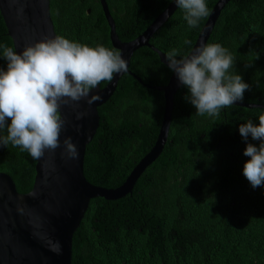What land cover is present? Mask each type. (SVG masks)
Segmentation results:
<instances>
[{"label": "trees", "instance_id": "obj_1", "mask_svg": "<svg viewBox=\"0 0 264 264\" xmlns=\"http://www.w3.org/2000/svg\"><path fill=\"white\" fill-rule=\"evenodd\" d=\"M171 1L105 0L122 42L139 36ZM217 1L206 0L210 12ZM49 7L56 35L112 48L98 0H50ZM207 19L189 28L178 7L149 44L165 55L173 49L188 55ZM208 43L221 44L235 57L233 71L250 85L242 102L264 105V0H230ZM3 46L13 48L0 15V69L6 70ZM128 69L150 87L166 85L171 75L147 47L133 53ZM148 86L124 74L111 98L98 108L99 127L86 147L83 165L90 184L119 187L154 145L164 102L163 94ZM187 95L181 86L164 149L132 193L115 201L91 200L73 235L71 264H264V185L253 188L243 169L198 170L189 163L180 170L179 163L204 159L203 148L212 140L215 125L222 128L228 120L226 134L233 137L240 121L259 123L264 109L231 106L211 122L207 115L193 116ZM35 164L27 151L0 146V172L11 177L19 194L31 191Z\"/></svg>", "mask_w": 264, "mask_h": 264}, {"label": "water", "instance_id": "obj_2", "mask_svg": "<svg viewBox=\"0 0 264 264\" xmlns=\"http://www.w3.org/2000/svg\"><path fill=\"white\" fill-rule=\"evenodd\" d=\"M98 1L109 28L110 44L122 52L128 68L133 53L147 47L169 69L166 55L150 45L149 40L177 10L173 0L139 36L129 42L119 40L105 0ZM229 1H217L189 54L200 44H207L222 9ZM49 4L50 0H0V15L14 51L20 53L30 44L56 36ZM21 8L22 14L18 11ZM170 71L171 76L166 85L148 86L161 92L164 99L156 141L119 187L106 189L90 184L84 176L83 165L86 147L99 127L98 108L111 98L117 82L124 74L133 76L129 69L114 74V78L104 88L98 85L92 89L90 95L101 97L92 105L89 106L84 100L78 105L75 102L62 105L61 114L65 125L60 134L61 146L54 152L46 151L42 159H36L34 182L29 193L19 194L11 177L0 172V264H71L73 235L91 200L102 198L115 201L130 195L146 168L161 155L168 138L174 98L182 86L176 74ZM136 80L141 83L140 79ZM234 105L240 104L234 102ZM81 112L85 115L77 119V114ZM66 137H71L77 147L78 157L75 159L70 158L65 151L63 141ZM57 242L60 245L59 253L51 250L52 243Z\"/></svg>", "mask_w": 264, "mask_h": 264}, {"label": "clouds", "instance_id": "obj_3", "mask_svg": "<svg viewBox=\"0 0 264 264\" xmlns=\"http://www.w3.org/2000/svg\"><path fill=\"white\" fill-rule=\"evenodd\" d=\"M173 2L183 10L189 28L198 27L201 19L210 14L206 0ZM18 11L22 14L23 8ZM2 58L7 61V69H0V130H6V135H0V146L12 144L33 159H42L46 151L54 152L61 146L60 134L65 125L62 105H78L81 100L92 105L101 99L90 95L92 89L128 70L120 50L100 44L91 47L60 35L30 44L20 53L3 46ZM166 60L187 88L186 99L199 116H219L222 109L242 101L250 89L233 71L235 57L219 43H202L185 56L173 49ZM84 115L78 113L77 119ZM258 119V124L248 120L239 126L245 141L249 136L260 141L258 146L247 143L243 153L249 157L243 165V175L253 188L264 185V114ZM63 145L70 158L78 157L71 137H66ZM51 250L59 253V243H52Z\"/></svg>", "mask_w": 264, "mask_h": 264}, {"label": "flooded vegetation", "instance_id": "obj_4", "mask_svg": "<svg viewBox=\"0 0 264 264\" xmlns=\"http://www.w3.org/2000/svg\"><path fill=\"white\" fill-rule=\"evenodd\" d=\"M130 73L133 75L135 80H136V78L140 79L135 73H132V71ZM140 81H141L140 84H142L144 86H148V85L144 84L141 79H140ZM246 92H248V91L246 90L245 93ZM257 93H258V91L255 89L253 91V95L256 97ZM255 99L258 100V97H256ZM163 102H164V99H163ZM236 102L240 105H232V106H238V107H242V108L249 109V110L254 109V108H258V109L263 110V108H264L263 104L262 105L256 104V103L255 104H253V103L248 104V103H245L242 101H236ZM245 106H255V107L254 108H248ZM226 110H227L226 108L222 109L220 113L222 114V112H225ZM192 114L195 117L198 116L196 114V109L194 106H192ZM188 118H190V116H188ZM215 118L216 117H212L211 122L214 121ZM248 120H253V119H248ZM248 120L240 121V123H246ZM210 123H209V125H210ZM228 123H229V121L226 120V123L222 128H220V125L219 126L215 125L213 128H211L212 129V133H211L212 135L210 134V137L212 140L211 141L208 140L207 146H204V148H203V154L205 157H204V159H202V161L196 157H192L191 159H182L181 161H179L180 166H181L180 170H184V166L188 165L189 163H191L198 170H242L243 165L247 161V158H248V157L244 156V154H243L247 143H253V144H256L258 146L260 141H253L250 136H249L248 140L245 141L239 133V128H235L236 133L233 137H231L230 135H227L226 133H227L228 127H229ZM256 124H258V123H256ZM212 125H214V124H212ZM204 137L205 136L202 135V138H204ZM207 147L210 148V151H208V152H207Z\"/></svg>", "mask_w": 264, "mask_h": 264}]
</instances>
